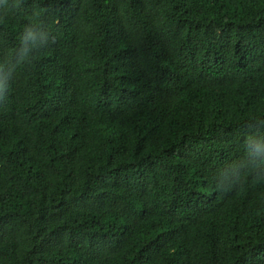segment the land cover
<instances>
[{
  "label": "trees",
  "instance_id": "16d2710c",
  "mask_svg": "<svg viewBox=\"0 0 264 264\" xmlns=\"http://www.w3.org/2000/svg\"><path fill=\"white\" fill-rule=\"evenodd\" d=\"M0 264H264V0H0Z\"/></svg>",
  "mask_w": 264,
  "mask_h": 264
}]
</instances>
